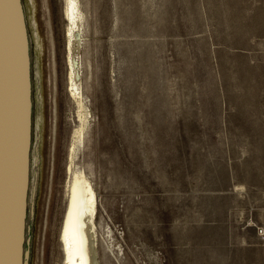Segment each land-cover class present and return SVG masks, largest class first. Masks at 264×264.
Returning <instances> with one entry per match:
<instances>
[{
	"label": "rangeland",
	"instance_id": "374dc122",
	"mask_svg": "<svg viewBox=\"0 0 264 264\" xmlns=\"http://www.w3.org/2000/svg\"><path fill=\"white\" fill-rule=\"evenodd\" d=\"M47 1L23 0L46 143L32 264H62L77 125L65 0ZM80 1L91 126L73 167L102 263L264 264V0Z\"/></svg>",
	"mask_w": 264,
	"mask_h": 264
},
{
	"label": "water",
	"instance_id": "95a60500",
	"mask_svg": "<svg viewBox=\"0 0 264 264\" xmlns=\"http://www.w3.org/2000/svg\"><path fill=\"white\" fill-rule=\"evenodd\" d=\"M23 0H0V264H30L32 52Z\"/></svg>",
	"mask_w": 264,
	"mask_h": 264
},
{
	"label": "bare ground",
	"instance_id": "6f19581e",
	"mask_svg": "<svg viewBox=\"0 0 264 264\" xmlns=\"http://www.w3.org/2000/svg\"><path fill=\"white\" fill-rule=\"evenodd\" d=\"M47 0H43L45 5ZM49 1V0H48ZM47 1V2H48ZM33 1L31 5H33ZM37 4V3H36ZM48 3H46L47 5ZM49 6V5H48ZM24 7V3H23ZM35 8V5H33ZM64 20L67 21V45H66V66H68L67 80L68 91L71 95L72 104L76 110V128L71 137V146L69 148V174H71L70 182H68V205L65 211L64 220L60 225V243L62 264H103L100 257V242H99V198L97 191L90 181V177L83 169L73 167L80 148L86 142V133L91 124V110L87 101L84 87V65L82 60V46L84 41V9L81 6L80 0H65L64 4ZM46 8V6H45ZM49 7H47L48 9ZM25 19L26 9H25ZM38 21V20H37ZM35 19V29H37L38 22ZM28 24V23H27ZM37 32V31H36ZM31 48L33 45V37L29 32ZM32 146H31V175H30V190L28 196V215L26 222L27 242L30 251L29 261L33 263L32 255L34 252V239L36 233V221L38 217L39 198L41 194L42 179H43V165H44V151L46 143L44 144L43 137L39 135V128L36 126V119L33 122L36 95V81H34V53L32 52ZM37 68V67H36ZM36 71V70H35ZM36 73V72H35ZM38 74V73H36ZM39 85V84H38ZM44 87V86H43ZM38 100L43 101L42 90L37 93ZM45 100V99H44ZM37 106V103H36ZM45 106V105H44ZM40 112V111H39ZM40 115V114H39ZM37 117V114H36ZM37 138V139H36ZM46 142V141H45ZM69 158V157H68ZM77 163V162H76ZM78 164V163H77ZM79 166V164H78ZM67 186V185H66ZM111 232V231H110ZM109 235V234H108Z\"/></svg>",
	"mask_w": 264,
	"mask_h": 264
}]
</instances>
